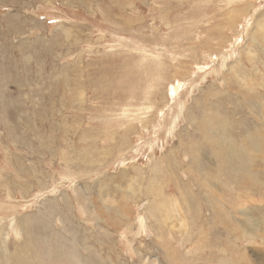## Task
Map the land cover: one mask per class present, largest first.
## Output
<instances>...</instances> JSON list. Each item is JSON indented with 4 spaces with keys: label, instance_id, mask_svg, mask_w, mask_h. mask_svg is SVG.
I'll return each instance as SVG.
<instances>
[{
    "label": "rangeland",
    "instance_id": "374dc122",
    "mask_svg": "<svg viewBox=\"0 0 264 264\" xmlns=\"http://www.w3.org/2000/svg\"><path fill=\"white\" fill-rule=\"evenodd\" d=\"M221 258L264 264V0H0V264Z\"/></svg>",
    "mask_w": 264,
    "mask_h": 264
},
{
    "label": "bare ground",
    "instance_id": "6f19581e",
    "mask_svg": "<svg viewBox=\"0 0 264 264\" xmlns=\"http://www.w3.org/2000/svg\"><path fill=\"white\" fill-rule=\"evenodd\" d=\"M257 132H258V130H257ZM259 133V132H258ZM254 148L255 149H257V150H260L261 149V146L260 145H258L257 143H256V141L254 140ZM244 163V162H243ZM222 250V249H221ZM225 251V250H224ZM224 258V257H223ZM220 261H221V263H223V264H230V263H228L227 262V259L226 260H224V259H220Z\"/></svg>",
    "mask_w": 264,
    "mask_h": 264
}]
</instances>
